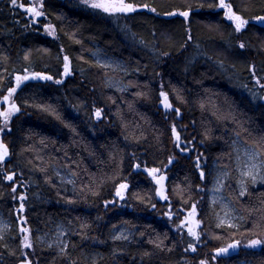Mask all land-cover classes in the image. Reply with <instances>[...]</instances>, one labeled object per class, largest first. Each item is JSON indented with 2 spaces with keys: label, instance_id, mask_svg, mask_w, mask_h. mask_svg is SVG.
Instances as JSON below:
<instances>
[{
  "label": "trees",
  "instance_id": "obj_1",
  "mask_svg": "<svg viewBox=\"0 0 264 264\" xmlns=\"http://www.w3.org/2000/svg\"><path fill=\"white\" fill-rule=\"evenodd\" d=\"M220 1L126 0L147 7L109 14L82 0H40L34 22L28 0H0V97L22 78L2 131L0 212L15 230L0 236V264L264 263V244L248 247L264 240V185L238 194L230 144L237 135L264 157V24L255 21L264 0H226L248 21L239 32ZM93 44L136 69L123 78L126 92L106 88L111 72L90 57ZM213 164L228 171L224 189L242 216L235 227L214 225ZM55 222L67 230L60 250L36 239ZM120 226L133 235L114 237Z\"/></svg>",
  "mask_w": 264,
  "mask_h": 264
},
{
  "label": "rangeland",
  "instance_id": "obj_2",
  "mask_svg": "<svg viewBox=\"0 0 264 264\" xmlns=\"http://www.w3.org/2000/svg\"><path fill=\"white\" fill-rule=\"evenodd\" d=\"M40 0H31L28 4L24 7L25 12L31 18H37L39 16L34 15V13L28 12L26 9L30 8V5H34L37 11L40 12L39 5ZM217 5V4H216ZM41 13V12H40ZM177 13H182V11H177ZM173 14L172 12L169 13ZM236 26V24H235ZM90 57L94 62L100 65L102 68L111 72V74L104 76V84L106 88L114 90L116 92H126L129 89V85L124 81V76L131 74L136 69L131 67V65L119 57L112 56L106 53L101 47L96 44H93L92 49L89 52ZM250 67V66H249ZM250 70V68H249ZM113 73H120L121 76H117ZM252 75V71L250 70ZM26 74H34L33 72H25L21 76H25ZM13 81L16 80L15 77L12 79ZM259 84V83H258ZM264 84L259 86L261 90V95H263L262 87ZM13 94V93H12ZM1 99V97H0ZM10 100H12V95L10 96ZM264 102V98L262 99ZM16 110H12L11 106L7 109L6 112H10L7 121H5L4 116L1 115V128H0V136L2 131H5V127L9 121V118L12 114H14ZM233 153V176L235 179V186L237 192L240 196H242L247 188V185L252 187L264 185V157H262L257 150L251 144H247L243 142L237 135H233L230 141ZM5 158V157H4ZM212 172L213 176L209 183L207 193L208 199L214 207V225L225 226V227H235L239 221H241L242 216L238 210L233 206L231 200L227 196V193L224 189V180L228 176V171L225 167H220L217 164L212 165ZM56 176L61 182H70L71 176L70 174L63 170H58L55 172ZM155 177V178H154ZM155 181H160L161 178L159 175L153 176ZM243 193V194H242ZM22 191L16 193V200L19 203H22ZM189 219L187 220L189 226L194 224V216L188 212ZM19 219V217H17ZM224 221L221 224V221ZM21 227V226H20ZM22 232L24 235H29V229L25 225L21 227ZM10 230H15L12 226L10 220L5 217L0 212V236L5 234ZM18 231V230H17ZM66 228L62 226L60 223L55 222L49 226V229L46 230L44 233L36 231V239L39 242L45 243L49 246L56 247L57 250H60L65 243L64 235L66 233ZM134 230L120 226L115 228L113 231L114 237H131L133 235ZM257 247V246H256ZM241 264H250L248 261H241ZM264 264V263H259Z\"/></svg>",
  "mask_w": 264,
  "mask_h": 264
},
{
  "label": "snow or ice",
  "instance_id": "obj_3",
  "mask_svg": "<svg viewBox=\"0 0 264 264\" xmlns=\"http://www.w3.org/2000/svg\"><path fill=\"white\" fill-rule=\"evenodd\" d=\"M83 3L87 4L89 7L93 8V9H100L105 13H127V12H133L136 10V7L132 4V3H128L126 2V0H82ZM13 5H16L17 0H12ZM22 6V5H21ZM144 7H147V5H145ZM218 7L220 8H228V18L230 20H233L236 23V31H240L241 28H243L245 26V24L248 23V21L243 20L239 15H236L235 13H233L231 11V5H226L224 3V0H221L220 4L218 5ZM28 12L34 13V15L39 16L41 15V13L39 11H37V9L35 7H31L26 9ZM171 15V14H170ZM180 15L183 16H187L188 13L187 12H182L180 13ZM258 21L260 22H264V16L261 17H257L256 18ZM52 32H49V35H51ZM241 47H243V45H241ZM65 74H68V58L65 57ZM33 78H36L35 76ZM20 77H17V82L19 83L20 81ZM24 79H28V77H24ZM40 79H51L50 76H41ZM60 81H57V83H59ZM15 91V89H10L9 90V95L4 97V100L7 101L9 99V97L12 95V93ZM166 99V98H165ZM167 106V105H166ZM12 110H16L15 105L13 104L11 106ZM0 115L4 116L5 121H7L8 116L10 115V112H6V113H0ZM97 115H99V112L97 113ZM177 139H179L177 137ZM0 148H3L2 152H0V160H3L4 157H6L8 155V150L6 147L0 146ZM155 171V170H153ZM155 178V177H154ZM9 180L12 179L11 176L8 177ZM161 179H163L161 177ZM159 182V181H158ZM126 187V185H122L121 186ZM118 195H120V193H117ZM243 194V193H242ZM194 212V210H193ZM224 221H221V224H223ZM190 234L193 235L194 237L197 236L198 234L195 233L194 231H192L191 229L189 230ZM117 239H119V237H117ZM238 243V242H237ZM264 244V240L261 239H254L251 240L248 247H252L255 248L258 245H262ZM25 247H30V245L27 243V237H25ZM237 247V244H230L228 246V248H221L217 251V256L227 253L229 251V249H235ZM195 249H193L194 251ZM201 264H203V262H201Z\"/></svg>",
  "mask_w": 264,
  "mask_h": 264
},
{
  "label": "water",
  "instance_id": "obj_4",
  "mask_svg": "<svg viewBox=\"0 0 264 264\" xmlns=\"http://www.w3.org/2000/svg\"><path fill=\"white\" fill-rule=\"evenodd\" d=\"M28 1H30V0H28ZM224 1H225V0H224ZM228 5H230V4H228ZM31 7H34V5H31L30 8H31ZM142 9H144V7H136V10H142ZM228 11H229V10H227V14H228ZM231 11H232V8H231ZM127 13H131V12H127ZM255 21H256V23H258V24H264V22H260V21H258V20H255ZM65 57H66V56H63V58H65ZM69 72H70V62H69V60H68V73H69ZM62 74H65V59H64V65H63V72H62ZM41 76H45V77H47V76H49V75H46V74H37V75H35L36 78H34V79H40ZM26 77H28V79L30 78V76H26ZM31 77H34V76H31ZM28 79H25V80H28ZM40 80H45V79H40ZM10 89H12V87L8 88L7 92H9ZM161 93H162V92H161ZM5 96H8V93H6V94L4 95V97H5ZM4 97H3V99L0 101V104H6V103L8 102V100H7V101L4 100ZM159 106H160L161 108H163V110H166V102H165L164 99L161 100V102L159 103ZM3 147H6V145H4ZM6 148H7V147H6ZM2 150H3V148H2ZM2 150H0V152H2ZM8 175H9V174H8ZM221 248H223V247L218 248L217 251H218L219 249H221ZM226 248H228V247H226ZM230 251H231V249H229L228 252H230Z\"/></svg>",
  "mask_w": 264,
  "mask_h": 264
},
{
  "label": "flooded vegetation",
  "instance_id": "obj_5",
  "mask_svg": "<svg viewBox=\"0 0 264 264\" xmlns=\"http://www.w3.org/2000/svg\"><path fill=\"white\" fill-rule=\"evenodd\" d=\"M249 68H250V70H252L253 67L250 65ZM61 75H62V74H61ZM252 75H253V73H252ZM253 77H254V76H253ZM252 79L255 80V78H252ZM6 92H7V90L5 91V93L2 94L1 99L4 97V95L6 94ZM262 92H263V96H264V88H262ZM13 104L15 105V108L18 109V106H17V104L14 102L13 98H12V100H10V97H9L8 102H7L6 104H1V105H0V113H6L7 109H8L10 106H12ZM3 134H4V133L2 132V133H1V136H0V146H4V144H5V142L3 141V136H4ZM0 150H2V148H0ZM7 150H8V149H7ZM3 173H4V179H5V181H7V182H12L13 187L16 188L17 183L14 181L13 174H12V175H9V176L12 177V179L9 180V179H8L9 176L5 175V172H3Z\"/></svg>",
  "mask_w": 264,
  "mask_h": 264
},
{
  "label": "bare ground",
  "instance_id": "obj_6",
  "mask_svg": "<svg viewBox=\"0 0 264 264\" xmlns=\"http://www.w3.org/2000/svg\"><path fill=\"white\" fill-rule=\"evenodd\" d=\"M142 7H144V6H142ZM161 100H162V99H161ZM161 100H160V102H161ZM160 102H159V103H160ZM219 248H220V247H219ZM217 249H218V248H217Z\"/></svg>",
  "mask_w": 264,
  "mask_h": 264
}]
</instances>
